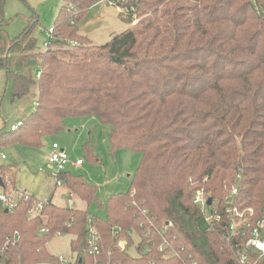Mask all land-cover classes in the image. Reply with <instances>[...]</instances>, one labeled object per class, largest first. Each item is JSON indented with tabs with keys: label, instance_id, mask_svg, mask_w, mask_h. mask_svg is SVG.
Wrapping results in <instances>:
<instances>
[{
	"label": "trees",
	"instance_id": "16d2710c",
	"mask_svg": "<svg viewBox=\"0 0 264 264\" xmlns=\"http://www.w3.org/2000/svg\"><path fill=\"white\" fill-rule=\"evenodd\" d=\"M100 1L65 0L36 53L37 16L11 37L0 0V68L11 99L33 86L37 94L20 126L0 129V147L41 148L68 119L94 116L111 126L112 150L138 152L140 163L129 189L108 197L106 216L90 211L102 205L98 186L72 171L61 174L68 204L52 196L31 214L29 203L13 212L0 203V262H56L48 242L72 234L69 264H242L264 207V0L134 1L138 21L122 14L129 28L98 45L79 23ZM38 57L34 78L26 69ZM17 173L15 164L0 165V190L16 189ZM91 227L98 254L89 250Z\"/></svg>",
	"mask_w": 264,
	"mask_h": 264
},
{
	"label": "rangeland",
	"instance_id": "374dc122",
	"mask_svg": "<svg viewBox=\"0 0 264 264\" xmlns=\"http://www.w3.org/2000/svg\"><path fill=\"white\" fill-rule=\"evenodd\" d=\"M64 3L65 0H7L5 11L9 23L6 29L9 35H19L30 25V17L36 15L38 21L32 32L36 42L34 51L42 53L51 35L49 29L54 25ZM129 26L130 23L123 18L120 9L105 1L92 6L79 23L80 33L98 45L107 43L112 35L124 32ZM34 60L37 63L30 65L26 71L36 78L40 70V57ZM11 91V81H7L4 70L0 69V123L5 122L6 129L10 128L12 123L20 124L37 99L36 86H33L29 95L14 101L11 99ZM110 128V125L102 123L94 116L70 118L68 128L47 137L41 148L22 145L0 147V163L17 166L19 190L26 191L40 200L50 199V195H53L57 203L68 204L70 202L67 189L64 186H56V178L51 175L52 172H57V169L49 162V154L52 144L58 143L70 154L72 160L84 159L82 167L70 170L74 174L83 175L86 180L98 186V197L102 205L100 207L93 204L90 211L106 216L108 197L129 189L131 176L141 160L140 153L128 148L112 150L108 137ZM85 145L90 146L98 157L97 160L90 158L84 149ZM73 238L72 234L57 235L48 242V249L55 255L71 259L74 256L71 247ZM137 241L139 237L136 235L135 242ZM129 251L137 254L135 247H130Z\"/></svg>",
	"mask_w": 264,
	"mask_h": 264
},
{
	"label": "built area",
	"instance_id": "2783aa9c",
	"mask_svg": "<svg viewBox=\"0 0 264 264\" xmlns=\"http://www.w3.org/2000/svg\"><path fill=\"white\" fill-rule=\"evenodd\" d=\"M106 2L111 6H116L120 9V13L128 15L132 13L134 23L138 21L136 14V6L134 1L139 0H101L100 2ZM189 1H199V0H189ZM50 34L52 35L54 28L50 27ZM50 35V37H51ZM20 124H14L11 129L15 130ZM49 162L57 169V172H52L51 175L56 178V183L58 186H61L63 180L61 179V174L68 172L71 167H81L84 164L83 158H78L77 160H72L70 154L58 143H53L51 147V152L49 154ZM233 192H236L234 189ZM22 202L31 204L30 213L40 212L44 209L45 205L49 202V199L40 200L33 195L29 194L26 191H21L18 188L13 189L10 192H5L0 190V203L8 209L9 212H13L15 208ZM196 203H200L203 207V210L206 209V198L202 192H198L195 198ZM136 203L135 201L133 202ZM229 211H234L236 216L239 218H244V212L239 211L237 208H229ZM249 213H253V209H248ZM209 218V217H208ZM237 225L235 220L232 221V228L234 229ZM42 232H47V228H42ZM99 234L95 228L91 227L89 232V250L91 254L99 253ZM242 264H257L259 259L264 257V207L262 217L258 220L257 224L252 228L250 235L246 238L244 245L242 246ZM250 253L256 254L257 257L254 261H251ZM58 261L56 262H35L29 264H69V259L63 255H57ZM0 264H2L0 262Z\"/></svg>",
	"mask_w": 264,
	"mask_h": 264
},
{
	"label": "crops",
	"instance_id": "0c3cea01",
	"mask_svg": "<svg viewBox=\"0 0 264 264\" xmlns=\"http://www.w3.org/2000/svg\"><path fill=\"white\" fill-rule=\"evenodd\" d=\"M0 69H1V68H0ZM2 70H3V69H2ZM4 72H5V71H4ZM35 102H36V100L34 101V104H35ZM34 104L31 105V107L29 108V112H28V114L24 117V119H25V118L29 115V113L33 110ZM24 119H22L21 121H23ZM5 124H6L5 122H4L3 124L0 123V129L3 128V127L6 128ZM13 125H14V123H12L11 127H12ZM0 165H5V164H4V163H2V164L0 163ZM83 165H84V164H83ZM81 167H82V166H81ZM71 168H75V167H71ZM71 168H70V169H71ZM78 168H80V167H78ZM70 169H69V171H71ZM17 170H18V168H17ZM134 172H135V171H134ZM17 175H18V173H17ZM16 187L19 188L18 185H17V181H16ZM32 193H33V192H32ZM52 196H53V195H52ZM52 196L50 195V197H52ZM46 197H47V196H46Z\"/></svg>",
	"mask_w": 264,
	"mask_h": 264
},
{
	"label": "water",
	"instance_id": "95a60500",
	"mask_svg": "<svg viewBox=\"0 0 264 264\" xmlns=\"http://www.w3.org/2000/svg\"><path fill=\"white\" fill-rule=\"evenodd\" d=\"M36 63H37L36 60H30V61H29V65H35ZM3 184H4L3 179H2V177L0 176V185L3 186ZM211 203H212V198H210L209 201H208V204H211ZM5 211L8 212V209H5ZM121 244H122V245H125L126 242L123 241Z\"/></svg>",
	"mask_w": 264,
	"mask_h": 264
}]
</instances>
